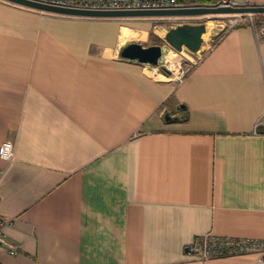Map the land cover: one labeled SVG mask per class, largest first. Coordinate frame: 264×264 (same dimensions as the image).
Instances as JSON below:
<instances>
[{"label": "crops", "instance_id": "1", "mask_svg": "<svg viewBox=\"0 0 264 264\" xmlns=\"http://www.w3.org/2000/svg\"><path fill=\"white\" fill-rule=\"evenodd\" d=\"M156 18L0 0V144L14 145L0 217L17 249L0 264H264L190 250L264 241V22L227 29L174 80L120 56Z\"/></svg>", "mask_w": 264, "mask_h": 264}, {"label": "water", "instance_id": "2", "mask_svg": "<svg viewBox=\"0 0 264 264\" xmlns=\"http://www.w3.org/2000/svg\"><path fill=\"white\" fill-rule=\"evenodd\" d=\"M32 9L79 17H174L197 16L208 14L256 15L264 14V5H188L172 9H132V10H90L64 7L48 3L44 0H6ZM206 32L204 23H182L171 27L164 35L165 44L143 45L140 42H128L120 50L123 59L135 61L143 65L162 68L163 58L171 49L181 52L186 48L196 53L203 42ZM166 115V119H170Z\"/></svg>", "mask_w": 264, "mask_h": 264}, {"label": "built area", "instance_id": "3", "mask_svg": "<svg viewBox=\"0 0 264 264\" xmlns=\"http://www.w3.org/2000/svg\"><path fill=\"white\" fill-rule=\"evenodd\" d=\"M48 3L79 9L90 10H132V9H172L181 7L178 0H44ZM223 5H230V1L223 0ZM251 18V22H252ZM264 35V23L260 26ZM199 51V50H198ZM197 51V52H198ZM160 67H152L156 71ZM186 73L181 75V78ZM180 78V79H181ZM14 154V145L11 141L5 140L0 144V159L11 161ZM2 170H0V175ZM7 222L0 217V249L3 248L10 254L17 253V249L8 243L3 237V229ZM190 250L200 258L212 256H236L243 255L252 250L264 251V241L260 239H242L231 237H218L207 235L202 241L194 243Z\"/></svg>", "mask_w": 264, "mask_h": 264}, {"label": "rangeland", "instance_id": "4", "mask_svg": "<svg viewBox=\"0 0 264 264\" xmlns=\"http://www.w3.org/2000/svg\"><path fill=\"white\" fill-rule=\"evenodd\" d=\"M188 5H216V4H184ZM254 15H233V14H208L197 16H174V17H159L153 20L152 30L149 38L143 45L160 44L164 45V35L171 28L182 23H204L206 24V32L203 34V42L198 52L191 53L186 48L181 52L171 49L166 54L162 62V70L158 68L155 72L161 77H170L174 80H179L183 73H187L194 64L209 50L214 43L222 36L227 29L248 22ZM264 22V19L260 20ZM208 26V27H207ZM132 40L138 41L135 34H130ZM134 42V41H132ZM140 42V41H139ZM153 66H149L152 70ZM163 70H166L165 73Z\"/></svg>", "mask_w": 264, "mask_h": 264}, {"label": "trees", "instance_id": "5", "mask_svg": "<svg viewBox=\"0 0 264 264\" xmlns=\"http://www.w3.org/2000/svg\"><path fill=\"white\" fill-rule=\"evenodd\" d=\"M178 2L182 5L192 4V3H200V4H221L222 3L221 0H178ZM262 19H264V14L254 15V17H253L254 25L255 26L260 25V23L262 22L260 20H262ZM161 70H162V68H161ZM163 71L165 73H167L166 70H163Z\"/></svg>", "mask_w": 264, "mask_h": 264}, {"label": "bare ground", "instance_id": "6", "mask_svg": "<svg viewBox=\"0 0 264 264\" xmlns=\"http://www.w3.org/2000/svg\"><path fill=\"white\" fill-rule=\"evenodd\" d=\"M264 3V2H263ZM208 27V26H207ZM205 35V34H204Z\"/></svg>", "mask_w": 264, "mask_h": 264}]
</instances>
